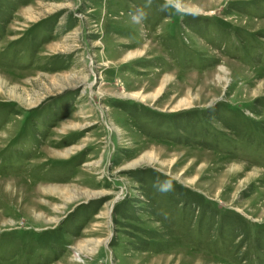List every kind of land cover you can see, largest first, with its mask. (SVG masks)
<instances>
[{"label":"rangeland","instance_id":"obj_1","mask_svg":"<svg viewBox=\"0 0 264 264\" xmlns=\"http://www.w3.org/2000/svg\"><path fill=\"white\" fill-rule=\"evenodd\" d=\"M0 264H264V0H0Z\"/></svg>","mask_w":264,"mask_h":264},{"label":"clouds","instance_id":"obj_2","mask_svg":"<svg viewBox=\"0 0 264 264\" xmlns=\"http://www.w3.org/2000/svg\"><path fill=\"white\" fill-rule=\"evenodd\" d=\"M167 3H171V0H167ZM131 18L134 22L139 23L146 18V13L143 11V9L137 8L132 14ZM154 187H157L161 192H168L173 190V183L171 179H165L163 181L157 180L154 184Z\"/></svg>","mask_w":264,"mask_h":264}]
</instances>
